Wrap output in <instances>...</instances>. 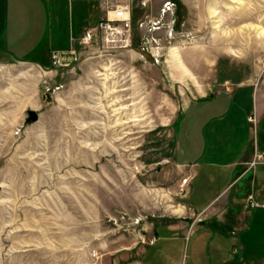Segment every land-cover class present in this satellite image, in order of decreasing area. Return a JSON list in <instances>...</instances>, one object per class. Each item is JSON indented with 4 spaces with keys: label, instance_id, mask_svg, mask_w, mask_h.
I'll return each instance as SVG.
<instances>
[{
    "label": "rangeland",
    "instance_id": "374dc122",
    "mask_svg": "<svg viewBox=\"0 0 264 264\" xmlns=\"http://www.w3.org/2000/svg\"><path fill=\"white\" fill-rule=\"evenodd\" d=\"M89 8L75 13L72 47L0 68V264H95L115 255L107 243L143 240L152 215L184 200L177 187L191 163L176 124L191 106L242 83L264 106V0H132L128 48L106 47ZM17 18L20 31L2 27L1 47L10 38L41 50L57 42L44 10L27 4ZM148 18L158 25L146 26ZM35 23L43 24L37 41L29 35ZM89 33L99 39L85 43ZM250 118L244 174L264 166ZM207 181L204 174L194 182L193 199L211 191ZM252 188L245 206L264 209Z\"/></svg>",
    "mask_w": 264,
    "mask_h": 264
},
{
    "label": "crops",
    "instance_id": "0c3cea01",
    "mask_svg": "<svg viewBox=\"0 0 264 264\" xmlns=\"http://www.w3.org/2000/svg\"><path fill=\"white\" fill-rule=\"evenodd\" d=\"M77 1H70L68 12L67 0H0V36L5 26L11 28L13 35L15 29L20 31V9L32 4L46 12L57 41L41 50L36 42L27 47L25 40L10 38L11 47L0 46V68L18 66L15 61L21 58L44 60L51 49L72 47L74 34L80 29H76L74 16L80 14L82 5L90 7L89 19L93 17L98 23L102 15L99 7L94 8L97 0ZM41 29L43 24L35 23L29 35L37 41L34 33ZM62 36L66 45L60 41ZM18 49L25 53L16 52ZM181 72L190 73L188 69ZM252 115L257 119L258 148L264 149V136H260L264 130V106L260 94L257 97L245 83L236 92L212 94L191 106L176 124L182 154L191 163L183 166L189 178L184 200H172L171 205L165 206V214L152 215L153 221L142 230L143 240L131 234L132 243L122 248H118L116 240L107 243L115 255L95 264H264V209L245 206L252 186L255 199L264 201V166L251 174H244L246 167L242 166L253 154L255 129L249 119ZM204 174L212 189L193 199V184ZM251 175L257 178L253 184ZM177 188H183L182 181ZM119 252L126 256L118 255ZM94 257L98 258V252Z\"/></svg>",
    "mask_w": 264,
    "mask_h": 264
},
{
    "label": "built area",
    "instance_id": "2783aa9c",
    "mask_svg": "<svg viewBox=\"0 0 264 264\" xmlns=\"http://www.w3.org/2000/svg\"><path fill=\"white\" fill-rule=\"evenodd\" d=\"M146 5V3H144ZM101 18L97 25V32L103 39V43L109 48H128L132 44V0H101ZM158 20L148 18L146 26L156 27ZM97 33L87 34L83 41L94 43L98 40ZM148 41L147 39H145ZM155 42H158L155 40ZM158 44V43H157ZM253 118H250L252 120ZM189 178L182 180L183 189L188 184ZM256 204L260 201L255 200ZM154 242V240H152Z\"/></svg>",
    "mask_w": 264,
    "mask_h": 264
},
{
    "label": "water",
    "instance_id": "95a60500",
    "mask_svg": "<svg viewBox=\"0 0 264 264\" xmlns=\"http://www.w3.org/2000/svg\"><path fill=\"white\" fill-rule=\"evenodd\" d=\"M44 99L46 102H51L52 101V95L51 94H46L44 96ZM38 120V114L34 111L30 112V121H37Z\"/></svg>",
    "mask_w": 264,
    "mask_h": 264
},
{
    "label": "bare ground",
    "instance_id": "6f19581e",
    "mask_svg": "<svg viewBox=\"0 0 264 264\" xmlns=\"http://www.w3.org/2000/svg\"><path fill=\"white\" fill-rule=\"evenodd\" d=\"M234 2H236V3H237V2H240V0H234Z\"/></svg>",
    "mask_w": 264,
    "mask_h": 264
}]
</instances>
